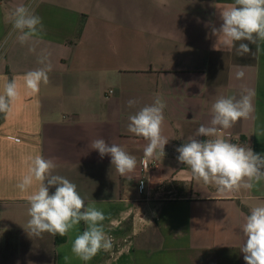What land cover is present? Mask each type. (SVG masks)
I'll return each mask as SVG.
<instances>
[{
    "label": "crops",
    "instance_id": "1",
    "mask_svg": "<svg viewBox=\"0 0 264 264\" xmlns=\"http://www.w3.org/2000/svg\"><path fill=\"white\" fill-rule=\"evenodd\" d=\"M233 3L0 0V91L15 78L20 93L0 123V264H246L242 225L251 208L264 204V181L220 193L176 159V148L210 124L215 101L238 99L244 88L254 93L253 112L218 135L264 155V40L249 44L244 56L212 47L211 27L219 28V11ZM19 4H30L43 23L24 45L8 19ZM41 56L52 67L49 82L29 94L23 77L42 67ZM156 94L166 103L162 134L169 142L164 157L144 162L148 142L128 131V117ZM130 99L138 101L131 108ZM100 138L134 155L135 171L120 176L110 156L92 149ZM37 154L54 158L53 174L75 183L86 205L104 212L111 251L89 261L71 252L83 222L63 237L29 235L27 198L35 185L22 192L17 184Z\"/></svg>",
    "mask_w": 264,
    "mask_h": 264
},
{
    "label": "clouds",
    "instance_id": "2",
    "mask_svg": "<svg viewBox=\"0 0 264 264\" xmlns=\"http://www.w3.org/2000/svg\"><path fill=\"white\" fill-rule=\"evenodd\" d=\"M222 21L219 28L212 26L211 33L216 37L213 50L229 52L236 48L237 54L244 56L251 49L249 44L257 39L264 40V0H234V3L219 11ZM8 19L16 31V39L21 45L27 44L43 31L42 18L35 14L30 4H19L12 8ZM241 41H247L243 43ZM237 42L239 43L237 47ZM35 49L30 47L29 51ZM41 56L42 65L27 72L23 77L24 87L29 94H38L41 83L49 82L48 73L51 64ZM244 72L235 73L236 79H242ZM19 87L15 78L6 80L0 91V113L11 111L12 104L18 99ZM253 91L244 88L240 97H221L212 105V118L208 126L200 125L188 142L176 148L177 161L186 165L192 178L205 185L215 186L220 193L251 189L264 181V155L254 153L250 147L231 143L218 135L222 129L232 128L239 120L248 119L253 112ZM138 101L129 100L128 107ZM166 103L156 94L153 103L140 108L129 115L128 131L142 137L148 143L144 148L143 160L147 162L165 156V146L169 139L162 134L164 109ZM207 137V139H197ZM92 149L97 150L101 158L111 157L120 176L128 175L136 169L137 159L123 147L107 143L104 139L92 141ZM54 158L35 155L30 159L27 174L17 184L22 192L35 188L28 195L27 230L30 236L40 237L43 233L53 236H65L81 222L85 228L78 234L71 246V252L83 261H89L99 251H111L114 238L104 230L106 216L94 205H86L77 191L75 183L67 178L53 174L58 168ZM55 191L50 194V188ZM244 242L240 251L246 264H264V204L251 208L242 225Z\"/></svg>",
    "mask_w": 264,
    "mask_h": 264
},
{
    "label": "built area",
    "instance_id": "3",
    "mask_svg": "<svg viewBox=\"0 0 264 264\" xmlns=\"http://www.w3.org/2000/svg\"><path fill=\"white\" fill-rule=\"evenodd\" d=\"M145 167H146L147 170H149L150 167H151V164L150 163H145ZM138 188H139V193L142 194V193L145 192V184L144 183L139 184Z\"/></svg>",
    "mask_w": 264,
    "mask_h": 264
},
{
    "label": "trees",
    "instance_id": "4",
    "mask_svg": "<svg viewBox=\"0 0 264 264\" xmlns=\"http://www.w3.org/2000/svg\"><path fill=\"white\" fill-rule=\"evenodd\" d=\"M82 27H83V22L81 21L80 24H79V27H78V33H80V31L82 30ZM7 74H8V70H7ZM3 117H4V114L3 113H0V123L2 122L3 120Z\"/></svg>",
    "mask_w": 264,
    "mask_h": 264
}]
</instances>
